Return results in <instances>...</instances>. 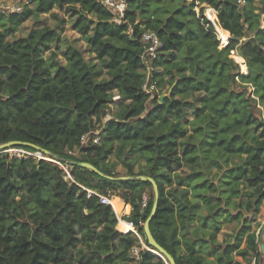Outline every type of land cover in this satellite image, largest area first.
<instances>
[{
  "label": "trees",
  "instance_id": "trees-1",
  "mask_svg": "<svg viewBox=\"0 0 264 264\" xmlns=\"http://www.w3.org/2000/svg\"><path fill=\"white\" fill-rule=\"evenodd\" d=\"M125 1L121 20L101 0H31L20 12L0 11V144L32 143L71 164L73 177L45 158L0 152V264H167L148 249L136 260L140 239L119 232L112 207L87 191L130 203L129 220L149 246L143 226L156 200L153 183L111 179L75 162L156 181L150 229L176 264H264L253 230L264 199V6ZM207 8L231 32L227 45ZM56 9L69 13L86 48L63 35L68 20ZM48 13L55 25L17 35ZM146 31L161 41L150 71ZM95 130L99 140L84 145ZM232 220L234 232L219 240Z\"/></svg>",
  "mask_w": 264,
  "mask_h": 264
},
{
  "label": "built area",
  "instance_id": "built-area-1",
  "mask_svg": "<svg viewBox=\"0 0 264 264\" xmlns=\"http://www.w3.org/2000/svg\"><path fill=\"white\" fill-rule=\"evenodd\" d=\"M25 1H26L25 4H29L31 0H25ZM101 1L103 2V4L108 6L112 11H114L116 13L118 20H121L124 17L125 11L127 9V3L125 0H101ZM237 2H238V5L241 8H243L244 6H246L248 0H237ZM22 9H23V7L21 5H14L11 7L6 6L5 10H3V12H10V11L20 12V11H22ZM211 10H214V9H211ZM207 17L209 18V20L213 24L214 32L216 33L218 39L220 40L221 45H227L229 43L230 39L232 38L231 32L228 29L221 26V24L219 23L218 17L213 18L211 16V14H208ZM224 34L226 35V38H224V36H225ZM142 41L146 44V49H145V53L143 56L144 63L148 65V70L150 71L152 69L150 66L151 59L156 57L157 51H158L159 47L161 46V41L154 31L144 32L143 36H142ZM147 60H149L150 62L148 63ZM239 63L242 67L245 66L243 64V62L240 61ZM144 88L147 91H151L154 88L153 85H149V77L144 84ZM88 135H85L83 137V140ZM9 149L11 150L12 156H18V157L34 156V157H37L36 153H35L36 151L28 150L22 146H14V147H11ZM37 152L39 153L41 151L38 150ZM38 157L42 158L41 155L40 156L38 155ZM53 161L55 163H57L58 165H60L61 168H63V165H65V164H67V166H68V163H64V162L59 161L57 159H53ZM64 169L68 175V176L65 175V177L73 179L72 174L68 170V168L64 167ZM87 191H88L89 197L92 195H98L101 203L108 204L112 207V209L114 210V212L117 216V219H118V222L116 224V229L119 232H121L123 234H128V233L132 232L133 234H135L140 239L141 246H135L132 249V255L135 257L136 260H139L141 257V254H140L141 250H143V249L152 250L151 247L148 246L146 244V242L144 241L142 235L138 231V228L134 225V223L132 221L129 220V217L132 214V205L130 203L126 202L124 200V198H122L118 194H114V195L102 194V193L98 192L97 190L88 189V188H87ZM147 200H148V196L144 195V198H143V205L144 206L147 204ZM115 202L122 204V208L120 210H118L116 208ZM259 214H260V217L258 219V225H257V228L255 229V233L257 236V241L260 244H262V243H264V199L262 201ZM124 222L129 224V226H130L129 229L122 228L121 224ZM252 264H257L256 260H254Z\"/></svg>",
  "mask_w": 264,
  "mask_h": 264
},
{
  "label": "rangeland",
  "instance_id": "rangeland-1",
  "mask_svg": "<svg viewBox=\"0 0 264 264\" xmlns=\"http://www.w3.org/2000/svg\"><path fill=\"white\" fill-rule=\"evenodd\" d=\"M25 3H26L25 0H0V11L5 10V7L6 6H10L11 7V6H14V5H21L23 7L25 5ZM249 6L250 7L251 6L256 7V8H258V11H261L260 8L264 6L263 0H251V2L248 4V7ZM199 9H200V6H197L196 7L197 12H199ZM211 9H214V8H207L205 10V14L208 15L209 14L208 11L210 10L212 13H214V15H211V16L217 18L218 15H217L216 10L215 9L214 10H211ZM55 12H60V15L62 17L67 18V20H68V22L65 25V30L63 32V35H66L69 38H71L79 47L86 48L87 47V43H86L85 39L80 36V34H79L78 31H76L75 29H73L71 27L72 20H71V18L69 16V13L66 12L64 9L63 10L56 9ZM39 18L43 21L42 23H37L36 17H31L29 20H27L21 26L20 31L17 33V35H25V34H27L32 28L36 27L38 24H49V25H52L53 26L57 22L56 17H54L50 13L45 14V15H40ZM262 19H263V17L261 18V20ZM263 26H264V23H263ZM221 46H223V45H221ZM234 53H235V55H237L235 57L236 60L238 62H240V59H238L237 57L238 56H241V55L239 53L235 52V51H234ZM87 55L90 56V53H87ZM241 57L244 60V61L242 60L241 62H243V64L245 65V67H242L240 65L241 66V70H242V73H245L246 74V73H248L247 63H246L245 58L243 56H241ZM147 62L149 63L150 61L147 60ZM163 91H166V88ZM115 99H118V96H116ZM115 109L116 108L113 107V110H115ZM110 117H111V115L108 114L107 117H106V119H109ZM98 133H99V130H95L92 134H89L88 136H86V138L83 140V144L86 145L91 140L93 142H97V140H99V138L96 137V135ZM93 134H94V136H92ZM5 151L9 152L10 155H11V150L10 149H7ZM35 153H36L37 158H39L38 155L39 156L41 155L42 158H45L47 160H50L51 159L50 161H53V158L48 157L47 155H45L42 152H39L38 153L36 151ZM72 153L75 154V155H78L77 152H72ZM109 160H110L111 163H116L117 164L116 165V168H117L116 170L120 174L123 175L126 172L125 167L123 166V164L122 163H118V160L113 155L110 156V159ZM64 167L68 168V170L71 172V168H72L71 164H68V166H67V164H65V165H63V169H64ZM137 168H140V165L139 164L137 165ZM64 171H65V169H64ZM65 175L68 176L66 171H65ZM259 217H260V214H258V217L257 218L259 219ZM258 219L253 222V230H255L257 228ZM237 225H238V221H236V220L224 221V223L222 225L223 226V229H222V231L219 234V240H222L223 237L228 236V234H230V233H233L234 230H235V228L237 227ZM237 258L240 259V257H237Z\"/></svg>",
  "mask_w": 264,
  "mask_h": 264
},
{
  "label": "water",
  "instance_id": "water-1",
  "mask_svg": "<svg viewBox=\"0 0 264 264\" xmlns=\"http://www.w3.org/2000/svg\"><path fill=\"white\" fill-rule=\"evenodd\" d=\"M16 145H28V146H32L37 148L39 151L41 150L40 147L32 144V143H28V142H20V141H9L6 143H2L0 144V152L1 151H5L11 147H14ZM42 151V150H41ZM83 167L89 168L90 170H93L103 176L109 177L111 179H123V180H147L153 183L154 185V190H155V194H156V200L154 202V206L152 209V212L149 216V218L146 220V222L144 223V231L146 234V237L148 239L149 242V246L151 247L152 251L156 254H158L159 256H161L166 262L167 264H176V261L174 259V257L163 247L161 246L157 240L155 239L151 229H150V221L152 220V218L154 217L156 210H157V198H158V185L156 183V181L150 177V176H145V175H141V176H134V175H126V176H119V177H114V176H110V175H106L103 172H101L98 168H96L92 163L90 162H75ZM261 248L262 251L264 253V243L261 244Z\"/></svg>",
  "mask_w": 264,
  "mask_h": 264
},
{
  "label": "bare ground",
  "instance_id": "bare-ground-1",
  "mask_svg": "<svg viewBox=\"0 0 264 264\" xmlns=\"http://www.w3.org/2000/svg\"><path fill=\"white\" fill-rule=\"evenodd\" d=\"M213 17V16H212ZM214 18V17H213ZM225 35V34H224ZM224 38H226V35L224 36ZM238 59H240V61H242L243 60V58L241 57V56H238L237 57ZM245 67V66H244ZM247 71V70H246ZM115 206H116V208L118 209V210H120L121 208H122V204L121 203H117V202H115ZM121 226H122V228H124V229H129V224L128 223H126V222H124V223H122L121 224Z\"/></svg>",
  "mask_w": 264,
  "mask_h": 264
},
{
  "label": "crops",
  "instance_id": "crops-1",
  "mask_svg": "<svg viewBox=\"0 0 264 264\" xmlns=\"http://www.w3.org/2000/svg\"><path fill=\"white\" fill-rule=\"evenodd\" d=\"M209 11H210V10H209ZM209 11H208V12H209ZM216 12H217V11H216ZM209 14H211V13L209 12ZM211 15H212V14H211ZM263 23H264V21L262 20V27H264V26H263Z\"/></svg>",
  "mask_w": 264,
  "mask_h": 264
}]
</instances>
